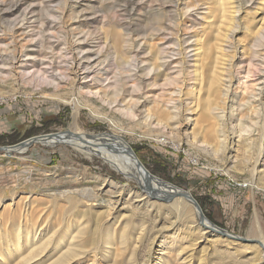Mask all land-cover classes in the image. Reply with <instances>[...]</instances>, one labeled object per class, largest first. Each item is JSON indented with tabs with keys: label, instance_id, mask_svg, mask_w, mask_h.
Instances as JSON below:
<instances>
[{
	"label": "rangeland",
	"instance_id": "374dc122",
	"mask_svg": "<svg viewBox=\"0 0 264 264\" xmlns=\"http://www.w3.org/2000/svg\"><path fill=\"white\" fill-rule=\"evenodd\" d=\"M263 78L264 0H0V264H258ZM59 132L85 144L32 139ZM106 134L242 239L174 193L109 211L143 193L83 154Z\"/></svg>",
	"mask_w": 264,
	"mask_h": 264
},
{
	"label": "bare ground",
	"instance_id": "6f19581e",
	"mask_svg": "<svg viewBox=\"0 0 264 264\" xmlns=\"http://www.w3.org/2000/svg\"><path fill=\"white\" fill-rule=\"evenodd\" d=\"M199 64H197V65H199ZM175 92H177L176 94L180 93L179 90H177ZM262 93H264V78L262 79V86H261V90L259 92V96H261ZM256 102H257L256 106L257 107L260 106L261 102L260 101H256ZM76 104L77 103L74 102V104H72V107H74V108L77 107ZM139 106H141V104H136L134 106V109H137ZM172 108L175 111L178 110L177 105H173ZM231 113H232V111H231ZM219 119L222 120V116L219 117ZM74 121H75V119H74ZM178 133H179V131H176V136ZM260 133H261L260 135L262 137L263 133H264V110H263L262 120L260 122ZM32 139L34 140V142L51 144V145H53L55 142L59 141L60 139L66 140L67 142H69L71 144L72 148L77 150V151L81 150L80 147H82V141L85 144L84 137L82 135H76V133H72V132H70V133H66V132L55 133L48 140H45V141H43V139L41 137L40 138L34 137ZM85 140L88 141L89 144L95 145L94 147H89L88 148L89 151L83 153L85 156H87L88 158H92L93 154L97 155L105 163L110 165V167H112V169H114L118 173H121L124 176V178L126 179V181L135 180L137 182V184L142 189L143 194L131 192L124 185H120L119 187L112 189L113 190V197H111L109 200V206H110L109 211H112L115 208L116 204L121 203L124 200H130L133 202L138 201L137 202L138 205L141 202H142V204L145 205V204L151 202L150 201L151 197L152 198L155 197L157 199L161 198V199L166 200L170 196H172L173 193H174V195L180 194V196L183 198H185L187 196L191 199V201H188L187 203L190 204V205H188V207L190 208V210L193 211V214L196 217L195 218L196 223L194 225H195V227L197 226V228L199 229V234L201 233V230H203L205 232L204 233L202 232L201 234H204V236L217 235L216 232L218 231L220 233L227 234L231 239H233V238L242 239L241 237H239L237 235L226 233V232H224L220 229H217V228H216L217 229V231H216V229L214 228L215 225H213L206 217L201 218L199 216L198 208L200 209V206L198 205V203L196 201H194L190 197L188 191L185 192V190H180V189H177L175 187H172L167 182H165V181L159 179L158 177H155L154 175H152L148 171V169L145 167V165H143V163L140 161V159L136 156L132 147L129 144H127V142L122 137H117V136L111 137V136H108L106 134L105 136L99 135V137H97L95 139L86 137ZM24 145L7 147L5 150H9L8 152H10V153H13V152L14 153L15 152L23 153L28 148L30 143H26V145L25 146ZM259 146H261V145H259ZM261 158L259 157V155H257L256 158L253 159V161H252V168L250 167L252 178H254V174H255L254 170L256 169L258 162L260 160H262ZM105 181H107V180H105ZM174 202L171 204V206L173 208H176L175 210H177L178 204H174ZM182 202H183V200H182ZM109 214L110 213H108V215ZM178 218H179V216H178ZM175 220L176 219H174L172 221V223H174ZM251 231H252V234L254 236H256V238H252L251 240L256 241V243L259 246H262L264 249V233L262 231H259V232L256 231L255 232L254 228ZM245 240H247V239L245 238ZM71 249L72 248H69L68 252L65 253V258H62V256H60L61 261H59V263L60 262H66L67 260H70L74 256L71 253ZM161 262H162V260H161ZM258 262H259L258 264H264V251L260 254ZM160 263H157V264H160Z\"/></svg>",
	"mask_w": 264,
	"mask_h": 264
},
{
	"label": "water",
	"instance_id": "95a60500",
	"mask_svg": "<svg viewBox=\"0 0 264 264\" xmlns=\"http://www.w3.org/2000/svg\"><path fill=\"white\" fill-rule=\"evenodd\" d=\"M53 134H48V135H42L41 136V138L43 139V141H45V140H48L51 136H52ZM95 136V135H94ZM91 137V136H90ZM93 137V136H92ZM23 144V143H22ZM186 192V191H185ZM178 195H180V194H178ZM185 196V195H184ZM185 199L187 200V201H191V199L189 198V197H185ZM198 210H199V216L201 217V218H205V216H204V214L202 213V211L198 208Z\"/></svg>",
	"mask_w": 264,
	"mask_h": 264
}]
</instances>
